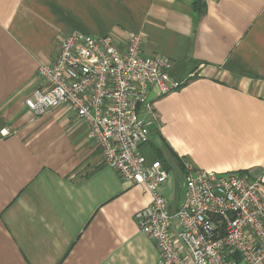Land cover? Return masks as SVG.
<instances>
[{
  "label": "crops",
  "instance_id": "0c3cea01",
  "mask_svg": "<svg viewBox=\"0 0 264 264\" xmlns=\"http://www.w3.org/2000/svg\"><path fill=\"white\" fill-rule=\"evenodd\" d=\"M0 0V264H157L135 214L152 197L103 163L67 106L25 105L40 65L74 31L148 37L144 54L173 62L184 86L150 99L158 122L139 152L170 172L175 210L186 165L246 172L264 194V0ZM148 129H150L148 131ZM7 134H3V131Z\"/></svg>",
  "mask_w": 264,
  "mask_h": 264
},
{
  "label": "built area",
  "instance_id": "2783aa9c",
  "mask_svg": "<svg viewBox=\"0 0 264 264\" xmlns=\"http://www.w3.org/2000/svg\"><path fill=\"white\" fill-rule=\"evenodd\" d=\"M145 33L121 36L71 32L55 60L38 68L25 105L35 116L67 106L87 126L103 163L131 186L140 185L151 204L135 214L140 231L153 240L157 264H264V194L246 172L217 173L186 165L181 203L172 210L161 193L170 172L148 161L139 147L146 126L158 122L150 99L181 89L173 62L144 54ZM3 134H7L6 130Z\"/></svg>",
  "mask_w": 264,
  "mask_h": 264
},
{
  "label": "trees",
  "instance_id": "16d2710c",
  "mask_svg": "<svg viewBox=\"0 0 264 264\" xmlns=\"http://www.w3.org/2000/svg\"><path fill=\"white\" fill-rule=\"evenodd\" d=\"M206 9H207L206 0H195L194 10L199 17L204 16L206 14ZM165 168L168 170L166 166Z\"/></svg>",
  "mask_w": 264,
  "mask_h": 264
},
{
  "label": "rangeland",
  "instance_id": "374dc122",
  "mask_svg": "<svg viewBox=\"0 0 264 264\" xmlns=\"http://www.w3.org/2000/svg\"><path fill=\"white\" fill-rule=\"evenodd\" d=\"M150 129H148V131H149Z\"/></svg>",
  "mask_w": 264,
  "mask_h": 264
}]
</instances>
